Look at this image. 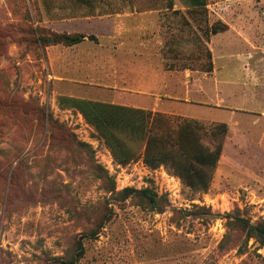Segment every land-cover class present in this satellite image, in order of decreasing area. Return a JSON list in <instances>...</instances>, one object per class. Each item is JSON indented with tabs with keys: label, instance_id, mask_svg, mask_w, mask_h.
I'll return each instance as SVG.
<instances>
[{
	"label": "rangeland",
	"instance_id": "374dc122",
	"mask_svg": "<svg viewBox=\"0 0 264 264\" xmlns=\"http://www.w3.org/2000/svg\"><path fill=\"white\" fill-rule=\"evenodd\" d=\"M129 1L0 0V264H71L79 241L74 264H264L253 239L245 254L218 251L225 216L264 220V115L239 107L240 99L264 106V0H207L196 15L188 0ZM150 10L158 26L149 32L141 19L129 21L136 46L124 53L100 38L41 43L86 34L78 30L100 12ZM221 24L227 29L205 36ZM146 69L162 80L160 109L228 125L203 190L141 158L118 163L80 112L59 105L74 96L140 107ZM190 84L208 85L213 103L216 88L225 110L185 103L197 95L185 92ZM125 188H149L155 205L143 194L125 197Z\"/></svg>",
	"mask_w": 264,
	"mask_h": 264
},
{
	"label": "trees",
	"instance_id": "16d2710c",
	"mask_svg": "<svg viewBox=\"0 0 264 264\" xmlns=\"http://www.w3.org/2000/svg\"><path fill=\"white\" fill-rule=\"evenodd\" d=\"M204 9V6H197L191 11L196 15L203 13ZM225 29L224 24L221 27L214 25L204 34L208 37L209 33L216 34ZM85 37L81 33H55L40 39L43 46L58 43L73 46ZM89 39L97 38L90 35ZM203 69L211 72L212 63ZM58 102L61 107L80 112L120 164L141 158L152 169L167 168L194 190L207 188L213 178L223 152L227 123L206 127L198 119L74 96H60ZM206 138L209 142L205 141ZM121 193L125 197L133 193L143 194L152 206L156 203L157 196L149 188L141 191L125 188ZM225 219L227 230L218 245L219 252L237 250L238 254H245L252 239L258 248L264 246V220L253 222L236 214H228ZM89 235H94V231ZM76 247L71 264L83 254L81 241Z\"/></svg>",
	"mask_w": 264,
	"mask_h": 264
},
{
	"label": "crops",
	"instance_id": "0c3cea01",
	"mask_svg": "<svg viewBox=\"0 0 264 264\" xmlns=\"http://www.w3.org/2000/svg\"><path fill=\"white\" fill-rule=\"evenodd\" d=\"M80 2H84L86 4H95L98 6H103V5L107 6V5H115V4L116 5L126 4V5L131 6L132 4V2H130L129 0H80ZM207 4H208L207 0H188L187 2L184 3V5L187 6V8H193L197 6H206ZM98 15L99 16L93 17L95 23L83 24L84 26L82 28L83 30H80V29L78 30V31H82L86 33L85 34L86 37L81 43H79L80 45H85L89 43V41H92L89 39V36L93 35L97 38L96 40H99L100 38L101 43H105V45L111 46L112 47L111 50H114L118 53L119 52L124 53V52H127V50L130 48L131 45L136 46L135 42H132L130 38L131 36H133L132 32L135 31L136 28H132V26L129 24V21H131L134 18L141 19L143 21L141 30L142 28L149 29L147 30L149 32H151V30L156 29V27L158 26L157 25L158 14L154 10L144 11L140 14H136L133 12L111 13L109 11H106ZM85 25L92 26V29L90 31L85 29ZM150 28H153V29H150ZM147 31H145V33H148ZM149 41H146L143 45L148 46V43H150ZM205 72L211 73L213 72V70L211 72H207V71ZM141 82H142L143 87L139 88L138 92L139 94H142L145 98H143V100L138 99L139 102H143V105L137 108H143V109L150 110L153 112H161V113L168 114V115H177V116L185 117V116L178 115L175 113H169V112H166V110L160 109L157 103L162 101V97L159 94H154V92L163 88L161 87L162 80L159 79L158 76L152 74L151 70L146 69V72L143 74ZM209 86H212V84L209 83ZM207 87L208 85L203 86L202 84H198L197 86H192L190 84L186 86V90H185L186 93L187 91L191 93L190 89L193 88L197 90V93H196L197 95H195L196 98L194 99L187 97L184 100V102L195 104V105H204L212 109L225 110L224 108H220V105L218 104L219 102L224 101V99L221 98V94L218 91H216V88L214 89L215 96L218 98V100L217 102L213 103L212 94L209 93V91H207L208 89ZM164 98L171 99L168 96L163 97V99ZM150 100L152 102H150ZM239 104H240L239 107L241 109L249 111L248 113L264 115V110H263L264 106L262 102L258 103L256 101L252 102L247 99H240ZM186 118H190V117H186ZM193 119L205 120V119H199V118H193ZM216 122L223 123L220 121H216Z\"/></svg>",
	"mask_w": 264,
	"mask_h": 264
}]
</instances>
